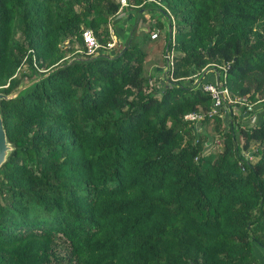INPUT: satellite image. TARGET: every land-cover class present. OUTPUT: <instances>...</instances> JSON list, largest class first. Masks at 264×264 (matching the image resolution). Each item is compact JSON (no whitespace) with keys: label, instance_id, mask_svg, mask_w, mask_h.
Segmentation results:
<instances>
[{"label":"trees","instance_id":"obj_1","mask_svg":"<svg viewBox=\"0 0 264 264\" xmlns=\"http://www.w3.org/2000/svg\"><path fill=\"white\" fill-rule=\"evenodd\" d=\"M126 1L154 23L88 56L82 32L111 42L120 0H0V92L38 78L0 100V264H264V113L184 119L210 109L189 77L214 66L233 98L264 99V0ZM209 133L222 144L202 154Z\"/></svg>","mask_w":264,"mask_h":264},{"label":"rangeland","instance_id":"obj_2","mask_svg":"<svg viewBox=\"0 0 264 264\" xmlns=\"http://www.w3.org/2000/svg\"><path fill=\"white\" fill-rule=\"evenodd\" d=\"M142 10L143 9H140L137 12L136 8L132 9L125 7L112 19L109 28L114 32V36L112 38L114 39V41H116V43L115 48H112L109 53L121 51V49L124 47L128 34L133 28H136V34L141 36L139 33L143 34L144 31L146 32L149 27H151V25L154 23V20L156 19L152 17V12L150 10ZM162 43V38L152 40L151 44L149 45L150 47L148 49V57L144 66V74L148 77L149 81L151 82V87L155 93H160L164 85L163 75L165 66L163 65V62L156 56L161 55ZM154 53L157 54L155 55ZM210 77V75H206L204 77V80L209 79ZM234 110L236 109L234 108ZM226 122L229 123L228 116L226 117ZM235 129L236 131L238 130V127L236 125ZM202 131H204V129ZM206 131L208 132L209 129H207ZM213 134L209 133V137L208 139H206L205 142L207 146L213 144ZM219 146L220 144H213L212 148L216 149ZM215 149L213 150L215 151ZM253 160H256V158H253Z\"/></svg>","mask_w":264,"mask_h":264},{"label":"clouds","instance_id":"obj_3","mask_svg":"<svg viewBox=\"0 0 264 264\" xmlns=\"http://www.w3.org/2000/svg\"><path fill=\"white\" fill-rule=\"evenodd\" d=\"M149 2H150V0H149ZM128 5H129V3H127L126 6H121L120 7V11L123 8L127 7ZM111 32H112V35L114 36L113 30ZM154 32L157 33V31H153L152 34ZM173 33L174 32H172V34L170 36V40L168 41V45H167V47L165 49V56H169V54H168V51H169L168 46H170L172 44L173 40H174ZM152 34H151L152 40H156L158 34H157L156 37H152ZM171 59H172V57H171ZM170 65H172L171 62L167 66L168 67H171ZM168 67H166V71L164 72L163 79H165L166 78V74H168V71H167ZM217 68H219V71L217 70ZM227 68H228V64L227 65H221V66H214V68H212V69L203 70L202 75L200 77H198L197 74H193L189 78H191V80H193V82L198 87H200L201 90H203V85L204 84H215V85L220 86V87L225 86L228 89L229 96H230L231 100H233L234 102H229V101L225 100L220 105V108L218 109V111L216 113H214V114H217L220 111L224 110L222 127L228 130L229 126L232 124V117H234V116H237V118L235 120V123L237 121H241L242 124L244 125V124H247V123L248 124H250V123L252 124V123L257 122V120H259V116L264 113V107H263L262 103H260L264 99L263 100H260V101L258 100L257 102H252L247 96L233 98L232 95H231V92H230V90L228 88V86L226 85V82H227V76H226ZM206 75H210L211 77L209 79L204 80V77ZM163 83H164V80H163ZM203 91L209 93L210 96H211L210 109L209 110H203L202 108H200L199 111L192 112V113L201 114L203 116L202 119H200L199 121H196V122L187 120V119H185V116H184V119L185 120L190 121L191 123H193L194 133H201L203 129H204V131L207 130V129H209L210 126H207L205 124H202V121L204 120L205 116L212 117L214 115V114H209V112L211 111L213 102H214V100L212 98V95L208 91H205V90H203ZM242 98H246L250 103L253 104V110L250 113L245 112V106L240 103V100ZM234 108L236 110H234ZM227 116L229 117V123L226 122V117ZM250 116H254L255 117V120L254 121H251L250 120ZM201 124H202V126H201ZM213 144H220L221 145L222 144V140L220 138H218V137L214 138V136H213ZM213 144H210L209 146H207L206 144H204V147L202 149V154H209L210 152H213L214 151L213 149H215V148H212Z\"/></svg>","mask_w":264,"mask_h":264},{"label":"built area","instance_id":"obj_4","mask_svg":"<svg viewBox=\"0 0 264 264\" xmlns=\"http://www.w3.org/2000/svg\"><path fill=\"white\" fill-rule=\"evenodd\" d=\"M120 3L121 6L127 5L126 0H120ZM110 31L112 30L110 29ZM156 36L157 33L154 32L152 34V37H156ZM112 37L113 35H111V38ZM82 39H83V47L81 49H78L77 52L83 53L88 56L95 55L97 52L101 51L102 49H105L106 52L110 51L112 48H115V43H116V41H114V39L112 38L111 42H109L106 46H103L102 43L95 36L93 30L91 29H84V31L82 32ZM203 90L210 92L214 100L209 114L216 113L220 108V105L225 100L229 102H234L233 100H231L228 89L225 86L220 87L215 84H204ZM240 103L245 106V112L250 113L253 110V104L250 103L246 98H242L240 100ZM202 118L203 116L198 113H189L185 115V119L194 122L199 121ZM250 120L254 121L255 117L250 116Z\"/></svg>","mask_w":264,"mask_h":264},{"label":"water","instance_id":"obj_5","mask_svg":"<svg viewBox=\"0 0 264 264\" xmlns=\"http://www.w3.org/2000/svg\"><path fill=\"white\" fill-rule=\"evenodd\" d=\"M100 53H104V52L101 51ZM105 53H108V54H111V55L114 54V53H109V52H105ZM36 80H38V78L23 84L16 91H13L10 94H4V93L0 92V100L1 99H10V98H13V97L17 96V94L20 91H22L23 89H25L29 85L33 84ZM11 149H12V147H11L10 143L8 142V140H7L6 132H5V129H4V126H3L2 117H1V114H0V166L5 162V160L7 158V155L9 154Z\"/></svg>","mask_w":264,"mask_h":264}]
</instances>
